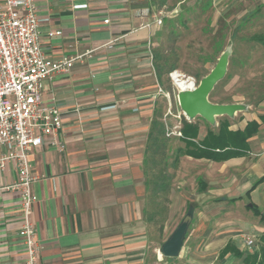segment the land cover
Wrapping results in <instances>:
<instances>
[{
    "label": "crops",
    "instance_id": "0c3cea01",
    "mask_svg": "<svg viewBox=\"0 0 264 264\" xmlns=\"http://www.w3.org/2000/svg\"><path fill=\"white\" fill-rule=\"evenodd\" d=\"M34 1L45 20L39 27L44 55L52 61L78 57L68 72L44 82L43 103L60 113L61 147L45 139L29 155L38 263L162 264L166 258L149 239L143 160L161 96L153 67L156 20L173 0ZM77 4L85 7L73 9ZM48 31L61 35L48 38ZM261 115L264 103L229 124L232 131L259 124L246 156L225 162L179 158L183 173L198 178L197 192L198 181L206 185L198 194L209 208L240 205L247 197L248 210L255 206L264 213V180L247 195L264 176ZM198 128L200 141L208 129ZM15 180V167L8 164L0 172V264H22L25 258L17 235L23 221L18 196L5 189ZM233 198L239 199L229 202ZM256 230L251 237L259 238L264 224Z\"/></svg>",
    "mask_w": 264,
    "mask_h": 264
},
{
    "label": "rangeland",
    "instance_id": "374dc122",
    "mask_svg": "<svg viewBox=\"0 0 264 264\" xmlns=\"http://www.w3.org/2000/svg\"><path fill=\"white\" fill-rule=\"evenodd\" d=\"M164 10L168 13H162L155 36V63L166 69L173 67V75L183 81L192 79L198 85L225 55V77L216 84L209 101L246 107L232 118H216L214 126L197 118L198 125L216 131L219 120L225 119L233 125L240 121L242 114L248 113V108L253 110L264 103V0H173ZM159 87L162 121L166 129L173 131L180 127L184 117L176 101L177 90L169 75L161 76ZM166 138L169 165L176 150L184 144L179 137ZM160 168L159 165L149 168L148 177L154 179ZM183 172V164L178 159L175 169H166L168 193L154 198L151 193L147 196L145 212L154 214L149 224L152 249H159L164 237L168 238L192 206L193 218L179 257L163 258L162 264H242L241 259L231 254L221 258L219 252L227 242L244 255L257 250L258 237H251L250 233L256 228L259 230L262 223L246 208L250 205L249 198L243 197L245 203L240 205L225 203L220 209L209 208V201L197 192L198 178ZM245 239L253 240L255 246L245 247Z\"/></svg>",
    "mask_w": 264,
    "mask_h": 264
},
{
    "label": "built area",
    "instance_id": "2783aa9c",
    "mask_svg": "<svg viewBox=\"0 0 264 264\" xmlns=\"http://www.w3.org/2000/svg\"><path fill=\"white\" fill-rule=\"evenodd\" d=\"M82 7L85 5H73V9ZM44 21L37 14L34 0H0V172L8 164L16 170L15 182L5 189L17 194L23 218L17 232L25 255L22 264H39L41 252L31 221L37 198L32 191L34 178L29 170V155L45 139L50 140L51 146L61 147L60 113L43 103L44 82L55 74L68 72L78 59L52 61L44 55L39 31ZM156 24L160 25L161 19ZM60 35V31L46 33L48 38ZM168 75L177 93L197 87L192 79L183 81L171 72ZM179 130L180 127L166 129L165 136L181 138ZM244 245L249 249L255 246L250 239H245Z\"/></svg>",
    "mask_w": 264,
    "mask_h": 264
},
{
    "label": "trees",
    "instance_id": "16d2710c",
    "mask_svg": "<svg viewBox=\"0 0 264 264\" xmlns=\"http://www.w3.org/2000/svg\"><path fill=\"white\" fill-rule=\"evenodd\" d=\"M153 67L158 79H160L162 75H168L174 69L173 67H168L166 69L165 66L156 64L155 56ZM212 97L213 94L211 92L209 100L212 99ZM162 115V108L157 103L153 111V119L150 124L144 150L143 173L145 175V188L147 196L151 193L153 198L160 193L166 194L169 191V186L167 184L169 176L166 173V169L169 167L167 163L168 139L165 136L166 129L162 121ZM259 120L263 123L264 115L259 116ZM198 129L197 122H188L184 117L181 118L179 130L181 138H179V141L184 144V147L176 150L170 167L174 168L177 160L183 156L198 160L206 159L213 162H225L229 159L244 157L248 154L247 141L258 132L259 124L256 121L247 122L242 130L232 131L229 130L228 121L222 119L218 121L216 131L208 129L206 135L200 141H197ZM157 165L161 166L160 171L154 179H150L148 177L149 168H154ZM263 180L264 176L252 185L247 195L250 194L257 185L262 183ZM198 185L199 193L206 189V185L202 182L198 181ZM238 199L239 198H233L229 200V202L234 203ZM147 203L148 201H146V205ZM249 209H251V211L259 217L260 222L264 224V216L262 213L259 212L255 206ZM146 216V221H148V223L153 221L154 214H146ZM227 254L241 259L242 264H264V232L258 238L257 250L252 253L244 255L232 243L227 242L220 250L219 256L223 258Z\"/></svg>",
    "mask_w": 264,
    "mask_h": 264
},
{
    "label": "water",
    "instance_id": "95a60500",
    "mask_svg": "<svg viewBox=\"0 0 264 264\" xmlns=\"http://www.w3.org/2000/svg\"><path fill=\"white\" fill-rule=\"evenodd\" d=\"M227 71V57L222 55L214 68L201 80L192 91H180L176 95L177 104L186 120L202 119L214 126L216 118H232L237 112L246 110L241 104H214L209 101V95L216 84L221 81ZM264 216V213H262ZM193 218V207L189 206L184 217L160 245L158 254L166 259H176L183 248L184 241Z\"/></svg>",
    "mask_w": 264,
    "mask_h": 264
},
{
    "label": "bare ground",
    "instance_id": "6f19581e",
    "mask_svg": "<svg viewBox=\"0 0 264 264\" xmlns=\"http://www.w3.org/2000/svg\"><path fill=\"white\" fill-rule=\"evenodd\" d=\"M180 84H181V86H183L184 83H180Z\"/></svg>",
    "mask_w": 264,
    "mask_h": 264
}]
</instances>
